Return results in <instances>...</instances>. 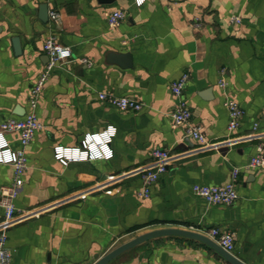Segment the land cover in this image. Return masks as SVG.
Returning a JSON list of instances; mask_svg holds the SVG:
<instances>
[{
    "label": "crops",
    "instance_id": "obj_1",
    "mask_svg": "<svg viewBox=\"0 0 264 264\" xmlns=\"http://www.w3.org/2000/svg\"><path fill=\"white\" fill-rule=\"evenodd\" d=\"M42 5L49 7L48 22L41 19ZM53 10L61 14L59 24L51 21ZM116 10L126 17L111 27L108 16ZM51 35L71 48L73 60L52 72L39 97L43 126L27 147L18 222L8 232L12 264H90L155 230L208 237L212 228L234 233L232 254L246 264H264V167L245 168L264 144V0H146L140 6L135 0H0V120L23 117L15 113L18 107L31 110V90L49 61L44 42ZM110 52L130 53L132 67L109 63ZM223 68L226 89L219 85ZM186 73L191 122L210 143L228 144L199 150L186 125L174 124L178 99L171 84ZM102 91L135 98L144 108L120 111L99 98ZM227 95L243 110L232 134ZM110 128L111 159L63 164L55 158L56 146L76 148L86 135ZM252 134L257 138L248 140ZM7 139L20 146L16 134ZM155 148L174 158L144 198L136 171ZM236 167L244 168L235 205H209L194 194L196 184L227 183ZM12 180L13 167L0 163V199ZM3 214L0 206V221ZM109 264L225 261L200 240L169 235Z\"/></svg>",
    "mask_w": 264,
    "mask_h": 264
},
{
    "label": "built area",
    "instance_id": "obj_2",
    "mask_svg": "<svg viewBox=\"0 0 264 264\" xmlns=\"http://www.w3.org/2000/svg\"><path fill=\"white\" fill-rule=\"evenodd\" d=\"M146 0H135L137 6L142 5ZM126 17L124 10H116L108 16V23L111 27L117 26ZM52 23L59 24L61 14L57 10L50 12ZM234 20L239 21L238 18ZM44 51L49 58L43 71L38 76L29 99L31 110L23 117H11L0 120V163L11 165L13 167V180L10 184L1 189L0 206L4 214L0 221V264H12V252L8 247V232L18 222L17 199L24 185V175L29 167V158L27 147L33 141L36 133L42 128L36 109L39 97L49 80L52 72L57 67H62L73 60V54L70 47L60 44L54 35L49 36L44 42ZM76 60L92 65V61L87 58H77ZM189 81V74H183L179 79L173 81L171 89L178 99V106L173 112V121L175 125H186L187 135L199 143V150L217 149L227 143H210L203 129L191 122L192 111L185 98L186 87ZM219 85L226 89V69H221ZM99 98L111 103L120 111L139 112L144 108V104L139 100L127 96H117L113 93L102 91ZM225 105L229 114L228 131L234 133L241 124L243 110L239 103L230 95L226 96ZM257 125L255 126V129ZM8 134H16L20 146L13 148L7 139ZM115 134V129L110 128L101 133L88 134L84 137L81 145L76 148H67L58 145L54 148V156L63 164L76 161H87L96 159H111L113 151L108 147ZM248 140L257 138L255 134L248 137ZM229 141V140H228ZM171 153L163 148H155L151 152V160L144 166L137 169V173L142 177V188L139 191L140 196L150 197L153 186L159 181L161 176L168 170L173 160ZM264 167V144L257 148V154L245 168L255 169ZM233 169L231 179L223 185L196 184L193 186L195 195L202 197L209 205L233 206L239 199L237 189V180L241 169ZM27 212L25 216H29ZM209 238L216 242L220 247L229 253L235 250V235L233 232L225 231L220 228H212L207 232Z\"/></svg>",
    "mask_w": 264,
    "mask_h": 264
},
{
    "label": "water",
    "instance_id": "obj_3",
    "mask_svg": "<svg viewBox=\"0 0 264 264\" xmlns=\"http://www.w3.org/2000/svg\"><path fill=\"white\" fill-rule=\"evenodd\" d=\"M114 0H101V2L104 3H110ZM41 19L44 22L49 21V7L48 5H42L41 6ZM15 43H17V49L19 51V39L15 40ZM108 62L111 64H117L122 68H130L133 65L132 57L130 53H117V52H110L108 54ZM15 113L19 116H23L25 114V111L18 107L15 111ZM264 141V139H263ZM169 235H176V236H184L188 238H193L200 240L210 247H212L219 255L222 257V259L225 261V264H246L241 258L235 256L232 253H229L225 251L222 247H220L216 242H214L212 239L192 232V231H185L180 229H161V230H155L143 235H140L133 240L124 243L123 245L117 247L116 249L112 250L108 254L99 257L98 255L95 256L96 260H93L90 262V264H109L112 260H114L116 257L121 255L122 253L136 247L137 245L150 240L155 237L159 236H169Z\"/></svg>",
    "mask_w": 264,
    "mask_h": 264
}]
</instances>
